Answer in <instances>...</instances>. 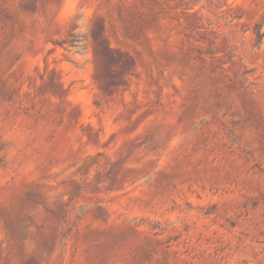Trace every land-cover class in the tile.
Masks as SVG:
<instances>
[{"label": "rangeland", "instance_id": "374dc122", "mask_svg": "<svg viewBox=\"0 0 264 264\" xmlns=\"http://www.w3.org/2000/svg\"><path fill=\"white\" fill-rule=\"evenodd\" d=\"M0 264H264V0H0Z\"/></svg>", "mask_w": 264, "mask_h": 264}]
</instances>
